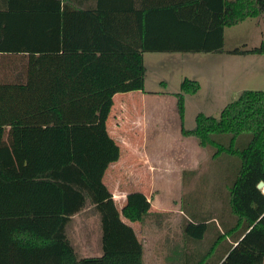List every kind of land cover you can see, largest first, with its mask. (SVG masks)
Masks as SVG:
<instances>
[{"label":"trees","instance_id":"trees-1","mask_svg":"<svg viewBox=\"0 0 264 264\" xmlns=\"http://www.w3.org/2000/svg\"><path fill=\"white\" fill-rule=\"evenodd\" d=\"M10 1L11 14L50 28L60 47H8L0 10V264H144L133 224L160 226L167 215L152 212L141 191L120 210L103 182L121 158L107 129L114 96L145 91L146 53L264 55V43L225 50L227 28L264 20V0ZM200 89L186 80L176 94L182 135L230 171L217 215H185L183 264H264V92L246 90L187 130L186 96ZM45 190L66 193L68 210L58 202L31 211L30 202H45L33 193ZM88 204L100 218L99 257H80L67 232Z\"/></svg>","mask_w":264,"mask_h":264},{"label":"rangeland","instance_id":"rangeland-1","mask_svg":"<svg viewBox=\"0 0 264 264\" xmlns=\"http://www.w3.org/2000/svg\"><path fill=\"white\" fill-rule=\"evenodd\" d=\"M263 41L262 18L248 19L225 30L226 51L259 47ZM145 63L148 102L141 99L142 94L122 96L116 102L115 122L123 136L124 159L118 184L128 193H145L151 211L167 215L160 226L152 218L134 226L144 245V264H183L185 215H217L212 209L223 208L219 200L226 196L225 178L230 170L225 158L214 161L211 150L202 148L195 138L183 137L176 94L186 80L200 83L199 92L187 95L185 101L183 125L187 130L194 129L200 113L218 118L242 92H264V62L250 63L227 53H150ZM159 96L163 98L156 99ZM123 99L127 108H120ZM79 236H73L78 253L91 251L88 255L95 256L97 243L85 251Z\"/></svg>","mask_w":264,"mask_h":264},{"label":"crops","instance_id":"crops-1","mask_svg":"<svg viewBox=\"0 0 264 264\" xmlns=\"http://www.w3.org/2000/svg\"><path fill=\"white\" fill-rule=\"evenodd\" d=\"M8 1L9 0H0V10H2L4 14L2 16L5 20V24L3 23L2 27H5V34L8 36V41H10L8 44V47L11 46V48H14L15 50L17 49L23 50V49H26L28 45L29 47H35L37 49L40 48L41 50L44 49L45 51L46 50L52 51V50H55V48L59 46L60 38L55 37L53 33L51 32L52 30L50 28L40 29V28L27 27L23 24V22L19 21V19H22V18H20L17 15L14 16L15 14H11L9 11L10 9L9 7H11V1L10 3ZM257 19H261V18H257ZM22 34H24L23 37H26V38H21ZM263 43L264 41L261 44ZM147 54H150V53L144 54V63L146 62ZM152 54H156V53H152ZM242 57L246 59L247 62H250V63L261 64L264 62V55H248V56H242ZM145 67H146V63H145ZM146 70H147V67H146ZM147 78H148V72H146L145 91H146V86H147ZM164 86H167V84H165ZM145 91L144 92L138 91V92H131V93H126V94L115 95L114 96L115 105L107 120L108 132L110 136L115 140V142L121 148V158L118 162L113 163L109 166V168L107 169L104 175L103 182L107 186L109 191L113 194L116 206L120 210L124 207L127 195L129 193L123 189L121 190L120 185L118 184L119 177H121V174H122L121 169H122V163L124 162V159H123V150H122L123 141L120 140L121 138H123V136L120 131V128L115 122V119H116L115 116L117 113V110H116L117 103L116 102L122 96H126L129 94H133V95L142 94L141 99L146 101V98H147V102H148V97L147 96L145 97ZM162 98H163L162 96H159V98L156 97V99H162ZM126 101H127L126 99H123L120 101L119 103L120 108L122 107V105H124L123 106L124 108H127ZM176 110L178 112L177 98H176ZM180 122H181V119H180ZM61 193H58V190H47V191L45 190L41 194L38 192L33 193L34 196H37V197L43 196L45 199V202H44L45 204L43 203L42 199H40L39 201V198H37L36 201L37 203L39 202L38 204L36 203L34 205V203L32 204L30 202L31 211H36L39 207L54 210L58 208V202L60 203L61 209L68 210V207H69L68 195L66 193L65 194L64 193L61 194ZM64 196H65V200H64ZM64 202H65V206H64ZM80 223H81V227L79 226ZM134 226L135 225L133 224V227ZM67 232L70 238L72 239V242L75 246L77 254L80 257H99L102 255L100 218L97 212H95L93 205L88 204L83 210H81L80 213L72 217L70 223L67 226ZM79 234H80L79 237L81 238L79 240H81L82 244L85 246V251L89 250L91 248L90 247L91 245L97 243L98 252L97 254H95V256L88 255V253L89 252L91 253V251H89L88 253L84 252L86 253L85 255L80 254V252L78 253L79 250H77L78 247L76 245V242L73 240V236L79 235Z\"/></svg>","mask_w":264,"mask_h":264},{"label":"water","instance_id":"water-1","mask_svg":"<svg viewBox=\"0 0 264 264\" xmlns=\"http://www.w3.org/2000/svg\"><path fill=\"white\" fill-rule=\"evenodd\" d=\"M264 188V182H260L258 185V189L262 190Z\"/></svg>","mask_w":264,"mask_h":264},{"label":"built area","instance_id":"built-area-1","mask_svg":"<svg viewBox=\"0 0 264 264\" xmlns=\"http://www.w3.org/2000/svg\"><path fill=\"white\" fill-rule=\"evenodd\" d=\"M262 190L264 191V188Z\"/></svg>","mask_w":264,"mask_h":264}]
</instances>
